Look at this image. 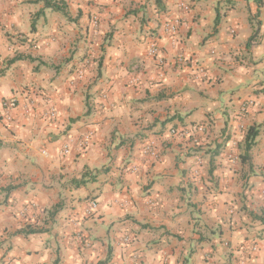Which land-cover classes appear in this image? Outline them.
<instances>
[{"label":"crops","instance_id":"0c3cea01","mask_svg":"<svg viewBox=\"0 0 264 264\" xmlns=\"http://www.w3.org/2000/svg\"><path fill=\"white\" fill-rule=\"evenodd\" d=\"M59 1L0 0V264H264V0Z\"/></svg>","mask_w":264,"mask_h":264},{"label":"built area","instance_id":"2783aa9c","mask_svg":"<svg viewBox=\"0 0 264 264\" xmlns=\"http://www.w3.org/2000/svg\"><path fill=\"white\" fill-rule=\"evenodd\" d=\"M178 6L183 10V11H188L189 10V6L187 4H185L184 2H180L178 3ZM93 26L95 27L97 25V18L94 17L92 20ZM180 24V18H167L164 20L163 23V29L164 32H166L168 34V36H170L171 38L175 36L178 26ZM147 51L150 55H157L159 50L156 46V43L154 41H150L148 43V47H147ZM16 106V101L13 98L7 99L6 101H4V110L2 113V118L5 122L10 123L13 119L12 117V110L15 108ZM55 112L53 110L50 111V115L54 116ZM197 131H202L203 130V126H198L196 127ZM169 133L170 134H177L178 130H176L175 128H170L169 129ZM89 136H86V140H88ZM67 150V146H64V151ZM142 153L146 154V155H153V156H157L158 151H157V146L154 140H146L143 143V147H142ZM89 206L91 209H94L97 207V202L92 200L89 202ZM128 238H124V241H127ZM257 247L253 246L252 250H256Z\"/></svg>","mask_w":264,"mask_h":264},{"label":"trees","instance_id":"16d2710c","mask_svg":"<svg viewBox=\"0 0 264 264\" xmlns=\"http://www.w3.org/2000/svg\"><path fill=\"white\" fill-rule=\"evenodd\" d=\"M42 1L44 2L45 7H47V8H50V9H53L56 11H63V9L60 8V6H59L61 4V1H59V0H42ZM58 3H59V5H58ZM257 133H258V131L253 126H251L248 129L247 134L245 136V146L247 149H249L251 147ZM83 181L84 180L82 178V179L78 180L77 182L80 183ZM261 219L264 220V217H261ZM54 264H56V262Z\"/></svg>","mask_w":264,"mask_h":264}]
</instances>
